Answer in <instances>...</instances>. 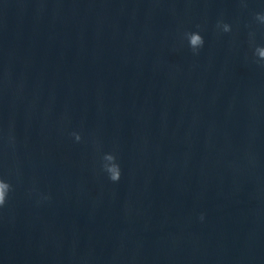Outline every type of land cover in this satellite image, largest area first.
Returning <instances> with one entry per match:
<instances>
[{
  "label": "water",
  "instance_id": "95a60500",
  "mask_svg": "<svg viewBox=\"0 0 264 264\" xmlns=\"http://www.w3.org/2000/svg\"><path fill=\"white\" fill-rule=\"evenodd\" d=\"M257 13L264 0H0V264H264Z\"/></svg>",
  "mask_w": 264,
  "mask_h": 264
},
{
  "label": "clouds",
  "instance_id": "9594fccd",
  "mask_svg": "<svg viewBox=\"0 0 264 264\" xmlns=\"http://www.w3.org/2000/svg\"><path fill=\"white\" fill-rule=\"evenodd\" d=\"M257 19L264 20V13H257ZM231 26L227 23L223 25V31H230ZM188 36L189 47L193 51L198 50L204 43V38L199 32H189L186 33ZM258 50L261 51V54L264 55V47L258 46ZM72 135L75 137L76 141L81 139V135L78 132H73ZM105 159L109 161L106 165L103 166L104 171L107 173L108 179L115 182L118 181L121 177V166L117 161L116 156L112 152L105 153ZM12 189L11 183L5 179L3 176H0V207H3L7 197ZM203 219V215H201Z\"/></svg>",
  "mask_w": 264,
  "mask_h": 264
}]
</instances>
